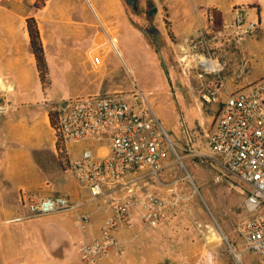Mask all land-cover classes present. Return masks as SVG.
I'll return each mask as SVG.
<instances>
[{"label": "rangeland", "instance_id": "obj_1", "mask_svg": "<svg viewBox=\"0 0 264 264\" xmlns=\"http://www.w3.org/2000/svg\"><path fill=\"white\" fill-rule=\"evenodd\" d=\"M20 1L22 11H32L29 0ZM227 1L220 0L218 5L225 6ZM148 4L153 5L150 0ZM98 5L96 0H50L41 9L38 18L46 44L48 74L43 83L37 81L35 61L33 64L26 46L18 67L28 70L27 89L33 93L13 97V104L18 109L14 110L16 117L22 115L21 118L29 119L30 116L27 117L21 108L31 103L30 108L36 111L35 118L41 120L37 113L38 106L42 112L46 109V102L53 98L46 95L47 91L44 90L47 88L64 98L93 93L98 89L103 93L135 92L143 95L175 145L178 157L170 153L166 161L173 163L166 167L168 170L164 175L163 171L158 173V180L168 185L159 183L154 176L151 178L153 182H149L164 189L166 194L161 196L167 200L177 195V202L168 208L167 215L183 219L182 225L193 234V240L204 242L206 237H216L221 240L227 253L229 248L233 250L232 245L236 251H241L243 245L237 224L247 216L244 208L247 187L224 176L215 181L214 178L220 174L216 164L205 162L194 154L203 151L204 141L219 109V103L205 102L201 95L212 90L217 78L222 80L223 87L225 78H229L232 84L242 82L244 87L264 76L263 11L261 14L255 4L247 5L246 12L250 8L253 10L250 11L251 15H245V20L255 18L258 25L240 45L233 44L229 36L223 35L230 33V30L222 28L208 44L199 47L196 44L193 51L185 47L187 51L179 53L180 48L170 43L163 33L168 23L160 20L155 10L147 22L140 20L143 29H139V32L145 36L151 48L149 50L139 38H135L133 29L119 24L118 31L114 30L108 24L110 18L101 13ZM129 12L138 21L137 16ZM223 13L221 20L223 24H228L231 16ZM147 25H151L157 33H147L144 29ZM216 39H222L226 45H214ZM196 53L203 55L197 57ZM204 57L211 58L221 70L204 72L202 68H213L207 66L206 61L199 60ZM38 87L42 89V96ZM60 97L56 96L58 100ZM181 120L185 122L188 134L183 132ZM45 128L47 126L39 129L42 141L46 140ZM84 147L106 148L102 142L91 141L71 145L73 154ZM59 175L67 182L76 183L84 191L83 198L88 197L87 191L71 173L60 170ZM224 179L231 183L232 188H228ZM63 180L48 184L50 188L53 185L58 187ZM20 211L21 208L19 214ZM64 214L27 217L14 222L1 219L0 264H83L78 255L80 240L76 237L79 231L72 225L71 213ZM231 257L232 264H240V261L245 264L247 257L260 259L252 252L243 254L240 259ZM258 262L261 264L260 260Z\"/></svg>", "mask_w": 264, "mask_h": 264}, {"label": "built area", "instance_id": "obj_2", "mask_svg": "<svg viewBox=\"0 0 264 264\" xmlns=\"http://www.w3.org/2000/svg\"><path fill=\"white\" fill-rule=\"evenodd\" d=\"M246 9L244 5L233 6L231 21L223 27L230 30L223 35L235 45H240L258 25L255 18L245 20ZM203 59L214 66L207 70L201 67L204 72L221 70L211 58ZM222 88L223 82L217 78L212 90L201 95L205 102L219 103V109L203 151L194 155L216 164L220 174L215 181L224 176L247 187V216L237 224V231L244 251L257 254L264 264V76L220 99ZM46 110L58 162L87 191L88 197L80 202L65 194H23L20 204L27 217L71 213L72 225L80 232L92 225V212L82 210L85 204H91L101 218L97 234L78 245L81 262L99 264L106 258H120V231L132 230L137 222L158 227L168 208L177 202L176 194L167 200L149 189L152 176L158 180V173L163 170L162 161L170 153L177 157L175 145L145 97L135 92L49 100ZM180 126L188 134L183 120ZM86 141L104 143L105 152L84 147L72 156L70 146Z\"/></svg>", "mask_w": 264, "mask_h": 264}, {"label": "crops", "instance_id": "obj_3", "mask_svg": "<svg viewBox=\"0 0 264 264\" xmlns=\"http://www.w3.org/2000/svg\"><path fill=\"white\" fill-rule=\"evenodd\" d=\"M34 1L29 0L32 5V11L26 12L21 10L20 0H0V96L3 97L0 99V221L1 219H6L14 222L27 218L26 210L19 201L20 196L23 194L34 197L65 194L73 201L80 202H84L87 199V197L83 198L84 191L76 183L67 182L59 175L60 170L65 171L56 157L53 130L47 110L44 109L41 112L38 106L37 113L41 120L35 118L36 111L30 108L32 107L31 103H26L21 108L27 117L28 115L30 116L29 119L21 118L22 115L17 118L16 112H14L16 104H13V97L26 96L33 93V91L30 92L27 89V86H29L27 79L30 77L28 70L24 67H18L22 63L21 57L25 55V47L27 46L29 49L25 29V19L29 16H34L36 19L45 60L48 61L45 39L43 38L42 26L38 16L41 9L46 7L50 0H46L44 5L37 10L33 8ZM96 1L99 2L98 6L101 13L110 18L108 24L114 30L118 31L119 24H122L125 28L133 29L135 38H139L138 40L141 41L145 48L151 49L145 36L139 32V29H143L142 23L132 18L123 0ZM150 1L156 11L155 15L160 20L168 23L166 28H163V33L170 43L180 48L179 53H183L182 51L184 50L187 51L185 47H189L193 51L196 44L199 47L208 44L210 39H214V35L220 33L219 31L226 24H223L221 20L224 15L223 12L232 16L231 10L233 6L244 5L247 7V5L255 4L258 6L257 10L261 11V14L262 11L264 13V0H229L225 6L218 5L220 0ZM64 8L72 10L70 7ZM251 9L246 14L251 15ZM213 44L223 46V44L226 45V42L222 39H216ZM28 53L34 64L30 50ZM187 55L190 56L191 54ZM195 55L201 57L203 54L196 53ZM200 60L206 61L203 58H200ZM36 79L39 82L37 73ZM225 79L224 87L219 92V97L234 93L244 85L242 82L232 84L229 78ZM39 90L42 96V89L39 88ZM44 91H47V96L53 97L49 100H58L56 96L60 97L57 94H53L50 88ZM95 91L80 96L106 93H103L101 89ZM62 97L60 98L62 99ZM43 126H47L45 128L47 130L45 141H42L39 137V129H42ZM70 150L74 157L80 152L73 154L71 146ZM94 150L97 153L105 152L103 148ZM167 158L162 162L163 175L168 170L166 167L173 163L172 161H166ZM203 160L211 163L209 160ZM55 180H58V182L63 180L61 186L54 187L53 185L50 188L48 183L52 182L54 184ZM224 182L228 185V188H232L231 183L226 181V179H224ZM42 185L44 186L42 187ZM149 189L159 195L166 194L164 189L154 185H150ZM82 208L83 211L92 212V225L89 229L78 232L76 238L80 242L89 240L91 236L97 234L98 222L101 218L100 213L93 212L91 204H85ZM168 213L169 210L167 211ZM62 215L65 214L62 213ZM70 215L72 221V214ZM59 223L60 221L58 220ZM183 223V219L169 215L156 228L145 227L137 222L132 230H122L118 233V238L122 242V256L120 258L103 259L99 264H161L164 261L177 264H232L231 256L236 257L238 255L240 259L243 254L250 253L244 251V249L238 252L234 249V245H232L233 250L229 248V253H227L221 240L216 237H206L204 242L193 240V234L185 230ZM225 229L229 230L228 228ZM254 258L255 260L252 257L245 258V264H259V257Z\"/></svg>", "mask_w": 264, "mask_h": 264}, {"label": "trees", "instance_id": "obj_4", "mask_svg": "<svg viewBox=\"0 0 264 264\" xmlns=\"http://www.w3.org/2000/svg\"><path fill=\"white\" fill-rule=\"evenodd\" d=\"M45 1L46 0H35L33 8L35 10L40 9L44 5ZM25 29L28 37V47L35 61V69L38 74V79L41 83H43L48 74V67L34 16H29L25 19Z\"/></svg>", "mask_w": 264, "mask_h": 264}, {"label": "flooded vegetation", "instance_id": "obj_5", "mask_svg": "<svg viewBox=\"0 0 264 264\" xmlns=\"http://www.w3.org/2000/svg\"><path fill=\"white\" fill-rule=\"evenodd\" d=\"M134 1H135L134 5L126 4L128 10L132 11V13H134V15L137 16L138 22H140V20H144L147 22L149 17L154 14L153 5L148 4L149 0H134ZM144 29H146V32L149 33L150 35H154L155 33H157L156 30L151 25H147L146 27H144Z\"/></svg>", "mask_w": 264, "mask_h": 264}, {"label": "water", "instance_id": "obj_6", "mask_svg": "<svg viewBox=\"0 0 264 264\" xmlns=\"http://www.w3.org/2000/svg\"><path fill=\"white\" fill-rule=\"evenodd\" d=\"M126 4L129 5H134L135 1L134 0H123Z\"/></svg>", "mask_w": 264, "mask_h": 264}, {"label": "bare ground", "instance_id": "obj_7", "mask_svg": "<svg viewBox=\"0 0 264 264\" xmlns=\"http://www.w3.org/2000/svg\"><path fill=\"white\" fill-rule=\"evenodd\" d=\"M206 64H207V66L212 65L211 63H208V62H206ZM236 257L238 258V255H236Z\"/></svg>", "mask_w": 264, "mask_h": 264}]
</instances>
